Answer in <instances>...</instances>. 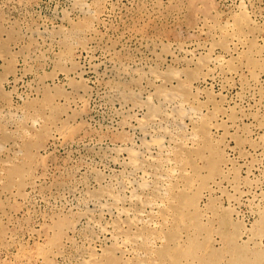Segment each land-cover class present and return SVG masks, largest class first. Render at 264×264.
<instances>
[{
  "label": "rangeland",
  "instance_id": "obj_1",
  "mask_svg": "<svg viewBox=\"0 0 264 264\" xmlns=\"http://www.w3.org/2000/svg\"><path fill=\"white\" fill-rule=\"evenodd\" d=\"M79 1L0 0V119L11 106L27 116L20 130L0 120V264H84L80 251L96 244L97 231L85 224L87 211L73 190L82 184L99 195L111 161L121 158L116 145L137 143L124 128L135 122L109 93L128 90L139 109L159 110L156 98L140 95L138 77L119 82L121 72L152 63L155 48L163 58L153 64L162 79L156 92L175 87L192 98L198 72L176 48L209 38L199 32L205 22L223 28L234 19L264 37V0H113L107 9L104 0H85L109 9L104 22L74 8ZM89 27L99 43L80 36ZM218 36L214 42L228 47L226 34ZM77 44L87 47L79 51ZM256 52L264 53V39L243 56L255 62ZM209 53L199 55V68L209 64ZM258 65L264 70V60ZM204 87L216 110L240 127L222 123L216 134L206 126L193 186L179 194L184 217L166 230L167 244L158 250L164 264H264V135L254 134L264 119L255 111L242 116L238 89H223L221 80ZM114 246L106 241L98 254L121 264Z\"/></svg>",
  "mask_w": 264,
  "mask_h": 264
},
{
  "label": "bare ground",
  "instance_id": "obj_2",
  "mask_svg": "<svg viewBox=\"0 0 264 264\" xmlns=\"http://www.w3.org/2000/svg\"><path fill=\"white\" fill-rule=\"evenodd\" d=\"M112 2L113 0H104L106 9ZM74 8L81 9L87 15L98 14L96 17L99 22H104L105 17L109 16V9L108 11L105 9L99 11L100 6L96 3H86L85 0H80ZM210 22H205V25L199 28L201 35L209 36V38L186 47L177 46L176 48L178 52L188 57L187 66L195 67V71L198 72L197 81L192 84V88L195 90L194 97L184 98L185 96L174 91L176 89L174 86L172 89L163 88L161 93L156 92L158 90L156 87L159 88L162 79L154 71L153 64L159 65L163 58L157 54L155 48V51L154 49L150 51L153 59L155 58L152 63L125 69L119 74V82L121 80L128 81L129 78L135 80L134 78L138 77L140 82L136 83L140 84V88L137 87L141 90L140 95L146 96L148 99L156 98L158 102L153 106L158 104V111L152 110V107L148 111H144L146 106L144 109H139L132 94L127 92L128 90L122 92L118 88L109 93L112 101L121 107V111L124 113L122 116L126 115L125 117L135 122L124 128L136 134L137 143L135 146L126 142H119L116 145L121 158L111 161L112 170L109 172L105 184H101L99 195H92L82 184H78L73 190L74 201L87 211L84 216L85 224L97 231L96 244L94 246L93 244L84 245L80 251L79 257L84 261V264H114L109 263L110 258L98 254L106 241L118 247L125 260L121 264H164L162 260L164 256L158 247H163L168 241L166 230L168 231L183 216V214H179L180 208H182L180 207L179 194L193 186L192 180L190 181L191 174L193 170L197 169L198 161L203 160L201 152L204 149L203 141L206 140L204 135L207 136L205 132H208L206 126L209 127V131L216 134L221 130L222 123H230L232 128L239 126L236 121H228L227 113L216 110V103L208 101L204 85L211 81L221 80L224 84L223 89H238L241 92L238 107L242 116L250 117L252 116L250 112L255 111L257 113L255 119L256 117L264 119V70L258 65L264 60V53L256 52L255 62H250L243 56L251 49L254 42L260 41L264 37L259 32H245L240 23L234 19L224 20L223 28H215L216 24L214 27ZM89 28L81 31L80 36L86 39L94 37L95 43L93 42V44L99 43L98 38L100 37L97 38L92 27ZM225 34L228 47L222 43L214 42V39L219 37L218 35ZM44 35L56 42V39L51 35ZM77 45L79 51L87 47ZM208 51L210 52L209 64L199 68L197 62L199 55ZM34 54L32 52V55ZM175 57L177 56L175 55ZM231 61L234 67L230 65ZM244 79L246 82L243 81ZM132 92L134 93V91ZM142 96L140 97L143 98ZM249 107L250 109H248ZM3 112L4 119L0 120L6 121L12 128L20 130L22 126L20 119L26 116V110L11 106ZM30 116L31 114L28 115L29 119H34V116ZM207 118H209L208 121ZM254 134L264 135V125L255 124ZM1 144L0 148L3 149ZM197 155L198 159H196ZM191 156H195V166L191 164L194 161ZM2 181L4 180L1 178L0 183ZM114 191L118 194H115ZM182 194L181 196H183ZM133 230L137 234L132 233V236L130 231ZM149 247L151 248L149 249Z\"/></svg>",
  "mask_w": 264,
  "mask_h": 264
}]
</instances>
